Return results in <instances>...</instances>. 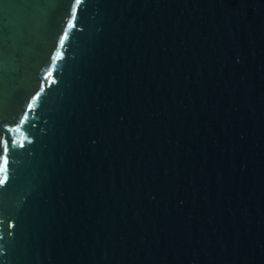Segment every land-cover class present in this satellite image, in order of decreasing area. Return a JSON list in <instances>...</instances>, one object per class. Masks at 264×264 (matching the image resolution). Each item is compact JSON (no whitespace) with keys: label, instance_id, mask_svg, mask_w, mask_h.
Here are the masks:
<instances>
[{"label":"water","instance_id":"obj_1","mask_svg":"<svg viewBox=\"0 0 264 264\" xmlns=\"http://www.w3.org/2000/svg\"><path fill=\"white\" fill-rule=\"evenodd\" d=\"M73 5L0 0V264H264V0Z\"/></svg>","mask_w":264,"mask_h":264},{"label":"snow or ice","instance_id":"obj_2","mask_svg":"<svg viewBox=\"0 0 264 264\" xmlns=\"http://www.w3.org/2000/svg\"><path fill=\"white\" fill-rule=\"evenodd\" d=\"M81 3V0H75V5H73L72 8V20L68 22L67 28L64 31V36L60 40V45L63 46L65 39L68 36V29L74 27L73 21L75 20L76 16V5H79ZM60 53L57 52L56 58H59ZM2 63V61H0ZM0 71H2V67H0ZM48 75H51V72L48 73ZM43 91V88L41 89ZM39 96V93H37L36 97H33V100H35ZM33 107L32 103H29L27 105V108L29 111H31ZM28 119V112L26 111L24 113L23 119L20 121V125H22L26 120ZM4 131L6 133H11V132H20V126L17 125L15 127H5ZM28 143H32L31 140L28 141ZM10 144L14 148L16 145H19V147L23 148L24 147V142L16 139H11L10 138H5V137H0V174H4L8 171V165H9V159H8V154L10 151ZM8 181V176L7 175H2L0 176V186H4ZM10 227H15V225H10Z\"/></svg>","mask_w":264,"mask_h":264}]
</instances>
